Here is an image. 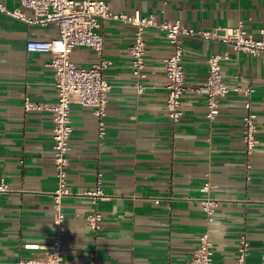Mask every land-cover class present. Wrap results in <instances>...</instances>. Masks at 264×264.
Segmentation results:
<instances>
[{"label":"crops","instance_id":"crops-1","mask_svg":"<svg viewBox=\"0 0 264 264\" xmlns=\"http://www.w3.org/2000/svg\"><path fill=\"white\" fill-rule=\"evenodd\" d=\"M1 1L9 8L21 7L20 0ZM106 1L116 12L139 10L158 23L181 19L205 30L242 24L256 36L264 30V0ZM22 9L34 15L32 9ZM101 32L105 55L112 60L105 72L112 85L107 133L99 139L93 110L73 106L71 193L63 199L66 218L57 226L54 117L45 108L26 111L24 93L42 105L57 101L52 54L29 52L26 44L55 38L59 28L0 12V183L4 178L9 186L0 194V264L41 258L43 248L24 244L45 246L57 234L63 239L65 259L72 262L188 264L206 231L214 242V264H237L242 234L250 242L248 262L264 264V53L235 51L215 39L185 38L188 85L204 84L210 55L226 52L230 58L222 62V72L229 85H255L258 145L249 154L242 140L241 92L231 91L222 99L214 120L207 117V96L187 92L184 117L173 123L166 109L169 39L156 27L146 30V75L139 90L128 50L134 27L103 20ZM71 57L87 66L97 55L90 47L78 46ZM207 181L214 184L209 193L203 190ZM97 190L102 195L92 193ZM205 196L219 200L211 223L200 200ZM96 210L104 216L97 232L86 221Z\"/></svg>","mask_w":264,"mask_h":264},{"label":"built area","instance_id":"built-area-1","mask_svg":"<svg viewBox=\"0 0 264 264\" xmlns=\"http://www.w3.org/2000/svg\"><path fill=\"white\" fill-rule=\"evenodd\" d=\"M21 7L9 8L4 1L0 2V12L24 20L29 23L47 25L56 23L59 35L52 39H32L26 44L29 52H49L52 57L49 65L55 70V85L58 99L51 104H40L24 93V108L26 111L48 109L54 117V165L57 170L58 185L52 193L54 198L55 223L61 226L66 218L63 199L71 193L68 185L69 154L71 151V136L73 132L72 108L75 104L91 108L98 123V137L103 139L107 133L108 95L112 88L106 77V69L112 60L105 55V36L101 32L103 20H111L133 26L135 36L128 50L132 56L134 85L143 89L140 80L145 77L147 40L146 30L156 27L162 31L171 43L170 54L165 58L166 88L168 90L166 109L173 123L184 117L182 99L187 92H200L207 96V117L214 120L220 114V104L231 91L241 92L244 99V115L242 122V140L246 151L251 154L258 145L257 114L254 110L253 95L256 91L254 84L231 87L222 72V62L230 58V54L216 53L208 58L209 70L204 84L190 86L186 82L183 66L185 53V38L198 36L204 39H215L227 43L235 51H244L253 55L264 53V30L261 36H256L243 28L218 26L210 30L189 27L181 19H166L156 22L153 15H142L139 10L116 12L106 0H20ZM22 7L33 10L29 16ZM78 46L92 48L97 55L90 65H78L71 57ZM250 166V165H248ZM101 176V173L99 174ZM214 184L207 181L203 190L209 193ZM9 190L8 183L3 178L0 183V194ZM102 195L101 190L92 192ZM202 208L207 222L215 220L219 200L211 196L201 199ZM157 201H160L159 199ZM104 216L100 211H93L86 217L89 227L97 232L102 228ZM31 249L45 250L44 256L31 260L20 259L11 264H99L92 260L88 263L72 262L65 259L62 236L57 234L45 246L40 244H24ZM214 242L209 231L200 236L199 245L188 264H214ZM250 242L246 234L239 240L237 264H250L248 256Z\"/></svg>","mask_w":264,"mask_h":264}]
</instances>
